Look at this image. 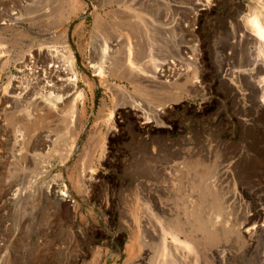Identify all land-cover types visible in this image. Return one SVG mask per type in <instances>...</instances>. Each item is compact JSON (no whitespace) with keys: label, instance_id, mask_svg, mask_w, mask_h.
<instances>
[{"label":"rangeland","instance_id":"374dc122","mask_svg":"<svg viewBox=\"0 0 264 264\" xmlns=\"http://www.w3.org/2000/svg\"><path fill=\"white\" fill-rule=\"evenodd\" d=\"M155 1L151 9L134 10L119 0H91V8L89 0H36L26 6L27 0H0V92L18 76L15 60L36 59L53 49L73 64L70 80L76 83V108L67 120L50 110L51 117L29 129L0 115V203L9 184L30 174L36 180L29 189L41 193L42 183L63 173L79 199L71 195L55 202L39 195L23 197L16 208L0 205V264H167V243L185 264H264V176L239 182L231 164L236 150L264 159V92L253 87L259 79L264 84V51L258 54L253 44L233 38L240 33L237 20L256 35L248 23L255 17L264 31V0H215L216 6L195 21L194 32L192 0H176L185 9L171 3L170 13L179 14L187 27L174 25L168 40L160 32L146 40L135 24H143V12L158 17L167 10V0ZM115 37L122 43L114 45ZM186 38L195 46L192 55L185 52L196 63L180 80L150 87L143 73L132 70V63L141 61L134 56L140 45L149 44L160 61L167 52L174 57L178 45L184 50ZM40 57L45 68L52 64ZM96 57L105 60L93 64ZM253 57L258 63L250 67ZM66 88L55 94L57 102L70 94ZM121 91L139 102L142 109L135 115ZM45 132L52 136L43 138ZM72 143L64 165V146ZM169 150H183L190 163L179 166L182 160L170 158ZM228 163L231 177L221 179L216 191L205 188L207 166L213 173ZM174 172L178 178L170 182ZM228 198L235 213L228 226L220 221L222 231L209 229L218 213L215 203ZM246 209L259 212L248 239L236 219ZM221 248L226 251L219 258Z\"/></svg>","mask_w":264,"mask_h":264},{"label":"bare ground","instance_id":"6f19581e","mask_svg":"<svg viewBox=\"0 0 264 264\" xmlns=\"http://www.w3.org/2000/svg\"><path fill=\"white\" fill-rule=\"evenodd\" d=\"M35 1L36 0H27L28 3H26V4L24 3V5L26 6V5L30 4V3H35ZM119 1H120V3H124V1H126V0H119ZM262 1L263 0H261V2ZM88 5H89L88 7H90V8L92 7L91 0H89V4ZM241 12H242V10H241ZM124 15L125 14H122V17L123 18H121V19H124V17H125ZM129 20H131V19H129ZM236 22L239 25V27H237V28L240 29L239 30L240 33L238 35H236V36L232 35V36H234L233 38H235V37L238 38V41L240 43H244V45L245 44H248V43L253 44L254 45V49L256 50V52L258 54L259 53L261 54L262 51H264V50H262V49H264V31H263L262 27L259 25V23L256 20V18L255 17H252L251 19L248 20V23L250 24V26L253 29L256 30V35H253L252 33L247 32L245 30V28H243L242 26H240L239 20H237ZM137 24H140V25H137ZM137 24H135V25L137 26L138 30L139 29L141 30V27H142V31H144V30H149V31H154V32H157L158 31V32H160V33L163 34V37L165 39L167 38V34H166L167 33V29L168 30H170V29L172 30L173 27H176V26H173V24H171V22H168V23L167 22H160V23L149 24V25H147V24H142L141 25V23L138 22ZM137 28L134 27V30H137ZM140 30H139V32H140ZM172 31H174V30H172ZM190 31L194 32L193 30H190ZM127 34H128V32H127ZM189 36H191V34H189ZM192 37H194V36H192ZM141 38H142V34H141ZM141 38H138V39H141ZM156 38H157V36H156ZM195 38H197V37H195ZM96 40L99 42L98 38ZM96 40H94V41H96ZM120 41L121 40L119 39V37H115L112 40V42H115L114 45H118L120 43ZM98 42H96V44ZM125 43L127 44V42H125ZM227 43H228V46L227 47H232V48L234 47L233 45L229 44V42H227ZM98 44H97V46H98ZM142 44H144V43H142ZM121 46H123V45H121ZM174 46L177 47V44L174 45ZM178 46H179V48H174L175 49L174 50V53L176 54V55H174V57H177L178 60H177V62L174 61L175 62L174 65H171V62H169L168 59H166V60L165 59L164 60H162V59L160 60L159 59L160 61H158L156 58H154V55L151 54V52L149 51V50H151V49H149V44L148 45L147 44L140 45L139 46V49H136L134 56H135V58H137V59H139L141 61L140 62H137V66H136V63H132V67L131 68H132V70H137L138 72L143 73L144 76H146V79H147L146 81H147V83H148V85L150 87L160 86V85H162V84H164L166 82L167 83L168 82H176L177 80H180L181 77L184 76L187 73V71L190 70V64H195L196 63V61H195L194 58H191V56H188L187 55V51L185 53V49L188 50V51H190V52H192L191 51V50H193L192 47L195 46V45H192V39L191 38H189V39L186 38V41L183 42V49L184 50H181L182 47H180V45H178ZM93 47H95V46H93ZM93 47H92V49H93ZM98 51H101V49L100 50L98 49ZM98 51H96V52H98ZM50 52L53 55L55 53L54 52V49H53V50L48 51L47 54H44V56L41 55L42 53L40 55L37 54L36 59H33V57L31 55H28L27 57L22 58L23 60H20L19 62L17 60L14 61L15 62V65H16L15 66L16 67L15 70L18 73V76L12 77L10 85H8V87H6V90L4 88L0 92V104H1V106H3V107L0 108V115H3V116L9 115V116H11V117H13L15 119L21 120L22 122L25 123V125L29 129L32 128V124L34 122L42 121V120L47 119L48 117H51L52 115H50V110H52L54 113H57L56 116L58 117V120L59 119L61 120L63 118H66V120H67L69 117H71V114H72L73 110L76 108V100H75V97L76 96L74 98L72 97L73 94H74V92H75L74 89H75V84H76L75 82H72V80L74 81L75 78L72 79V80H70V77H73V75H74V67H73V64L66 63V61L64 59L65 56H63V54H60L58 56L55 53L57 56L56 55L53 56V55L49 54ZM100 53H102V55H104L103 54L104 52L101 51ZM192 54H193V52L191 53V55ZM116 55H117V53H116ZM161 55H163V54H161ZM40 56H42L44 60H47V61H49L52 64L50 66L48 65V67L45 68V65L43 66V63H41V61H40V59H41ZM159 56H160V54H159ZM196 56H197V58H199L200 57V54L197 53ZM97 57H96V59H98L100 56L98 58ZM112 57H113V55H112ZM165 57H167V56H165ZM174 57L172 56L171 58H174ZM163 58H164V56H163ZM103 59L105 60V57H103ZM103 59L100 58V60L99 59L97 61L94 60L95 63H93V64H96V62H98V61L100 62ZM250 61H252V63L250 62L251 64L250 63H247L248 66H250V67L253 64L258 63V59H255L254 60V57ZM65 63L68 64V66L65 65ZM100 63H99V66H100ZM102 63H103V61H102ZM96 67H97V65H96ZM97 69H98V67H97ZM224 71L227 72L226 70H224ZM252 72H253V67L249 70V73H252ZM141 73H138V74H141ZM66 75H67V77H66ZM131 75H133V74H131ZM257 78H258V76H257ZM257 83H258V85H255V84L253 85L254 89H256V90L259 89L258 92L260 91V93H263L264 92V84H262V81L260 79L258 80ZM66 87H68L69 90L71 89L70 94H65L64 96L62 95L63 96L62 102H57V100L54 97L57 95L58 92H64L65 89H67ZM118 90H120V89H118ZM121 92L124 93V94H126V96L128 98H130V102L129 103H131V107H132V109H134V113H133L134 115L136 114L137 111H139V110L142 109L140 107V105H139V102H136L126 92H124V91H121ZM115 94H116V92H115ZM129 103H127V104H129ZM262 105H264V100L262 102ZM153 116H157L158 117L159 116V113H156ZM143 128H145V127L143 126ZM35 135L36 134H34L32 137L35 138L36 137ZM46 136H48L47 138H49L52 135H50L49 132H45L44 134H42V137L43 138H46ZM195 136H196V134H195ZM248 136H250V135H248ZM201 138H203V137H201ZM259 140H261V139H259ZM36 141H33L32 143L34 145H37L38 146V142H36ZM69 141H70V139H69ZM184 141H186V138L185 137H184ZM253 141H254V139H253ZM199 142H201V141H199ZM258 142L259 141H257V143ZM43 143H49V144L53 145L54 144V140L45 139ZM262 143H263V139H262ZM245 144H247V143H245ZM227 145L229 146L228 143H227ZM235 145L237 146V143ZM37 146H36V148H37ZM170 146H171V144H170ZM240 146L242 147V145H240ZM245 146L247 148V145H245ZM72 147H73V143L70 146L69 145L64 146V148L66 149L65 156H64V158L62 160L64 162V165H66L69 162L70 158H71L70 151L72 150ZM262 147H260V148H262ZM32 148H34V147H32ZM180 148H181V146H180ZM204 148H205V146H204ZM252 148H255V147H252ZM44 149L46 150V154H47L49 152L48 147L45 146ZM249 149H250V147H249ZM256 149H259V148L257 147ZM29 150H31V149H29ZM40 151H43V148L40 149ZM169 151H170L169 152L170 153V158H172L173 160H177V159H181L182 160V162L180 163L179 166L184 165V164L187 165V163H188L187 160H189L191 158L190 157L188 159L187 157L184 156L185 159L187 158V160H184V158L182 157L184 155L183 150L182 151H178V152L177 151H172V150H169ZM191 151L193 152V149ZM212 151H213V149H212ZM255 153H256V151H255ZM226 154H229V152L226 153ZM258 154H260V153H258ZM199 155L200 154H198V156ZM231 159H232L231 164H232V168H233V176H234V178L237 181H239V182H241V181H249V180L250 181H255V180H259L260 181L262 179V177L264 176V159H263V157H261L259 155H253V154L252 155L242 154L241 152H239V150L238 151L236 150V153L234 151V155L232 156ZM209 162H210V160H209ZM224 162L226 163V159L223 160V163ZM189 163H190V160H189ZM192 163H193V161L191 162V164ZM199 163H200V161H199ZM228 166H229V163L226 164V165L223 164L220 167V169L217 170V172L215 171L213 173H212L211 166L210 165L207 166L208 168L210 167V170L211 171H210V173H207V175L205 176L207 181L206 182H203V186H205V188L207 186H210L213 191H216L215 188L218 186L219 181L221 182V179H227V178L231 177L230 172L228 171V169H229ZM22 177L17 182H15L13 184H9V186L2 193V200L3 199L7 200L8 199L7 197L10 195L9 192H13L14 189L18 187V186H16V184H18V185H21L22 189L18 188L19 189V193H17V200H20L23 197L39 196L40 195V197L43 198V199H45V200H52V201L58 202V201H64L66 197L72 195V196L75 197V199L77 201H79L78 196L73 193L71 187H68L70 184H68L69 182L67 181V179H66V177L64 176L63 173L61 175H59V176L54 177L55 178V181L54 180H50L47 183H42L43 184L42 185L43 188H42L41 193H36L34 190H30L29 189V187L32 186L33 182L36 180V178H35L34 175H32V174H30V175H23ZM87 177L88 178H85V179L87 181H90L91 180V174H90V176L87 175ZM167 178H169V177H167ZM171 178L172 179L170 180V182L171 181H175L178 178V172H174L173 173V177H171ZM85 179H83L81 181L84 182ZM60 183H63L61 185L64 186V189L62 191L58 189L59 188L58 185ZM232 183H233V181H232ZM170 184H172V183H170ZM229 184H231V183H229ZM12 186H14V187H12ZM150 191H151V193L152 192L154 193V191H152V190H150ZM255 192H257V191H255ZM229 198L227 200H224V202H221L220 200H218L215 203V206L214 207L216 208V210L218 211V213L214 216L213 219H211L210 222L208 221V223L210 224V225H208V228L209 229H211V230L212 229L213 230L218 229V230H221L222 231L221 225H220V221L224 222V226L225 227L228 226V223L229 222H227V221L230 219L231 215L234 212L233 211V207L231 208V205L228 204ZM12 203H14V202H11L10 204H12ZM247 209L244 210L243 212H240L238 214V217L236 219H238V224L240 226V233L242 234V236H244L245 238L248 239L250 237L251 232H252V228L250 227V225L257 221V219L259 218V212L258 211H254V212L250 213L251 210H247ZM234 224H235V222H234ZM257 224H259V223H257ZM143 229H144L143 230L144 233L146 235H148L149 234V230L146 227H144ZM231 245H234V244L231 242ZM234 249H235V247H234ZM225 251H226V249L224 248V249L219 250L217 252L219 258H221V256L224 254ZM215 254H216V252H215ZM167 264H185L183 262V260H182V257L180 255V253L178 251H175L174 245L171 244V243H167Z\"/></svg>","mask_w":264,"mask_h":264},{"label":"built area","instance_id":"2783aa9c","mask_svg":"<svg viewBox=\"0 0 264 264\" xmlns=\"http://www.w3.org/2000/svg\"><path fill=\"white\" fill-rule=\"evenodd\" d=\"M128 1V5L132 7V9L134 10H139L140 8L142 9V6L145 7L146 9H151V6L154 5V1L155 0H126ZM156 2V1H155ZM171 3H177L175 5L176 9H185V7L181 6V4L179 2H177L176 0H167V10H164L163 13H160V16L157 17L156 14L147 11V12H143V24H156V23H160V22H171V24H173V26L175 24H178L182 27H187L186 24H184L182 22V20L179 17V14H175L171 15L170 13V6H172ZM192 5H193V10H191V12L193 13V17H191L192 21L190 22V26L189 28L193 31H195L196 27H194L195 21L197 20V18L203 14L205 11H208L210 8H214L216 6L215 0H192L191 1ZM162 20L159 22L158 20L161 19ZM178 22V23H177ZM158 32V31H157ZM157 32L154 31H149V30H144V34H145V38L148 39H155L157 36ZM169 32H171V29L168 30L167 29V40L169 39ZM111 45V43H110ZM186 53V52H185ZM167 59L169 60V62H171V65H174L177 59L171 58L172 56H170L167 52ZM174 62V63H173ZM22 189L21 185H19L17 188L14 189L13 192H9V196L7 197L8 199L5 200L3 199L0 203V205H9V207L12 208H16L18 206H20L22 199L17 200V193H19V189ZM11 202H14L12 204H10Z\"/></svg>","mask_w":264,"mask_h":264}]
</instances>
